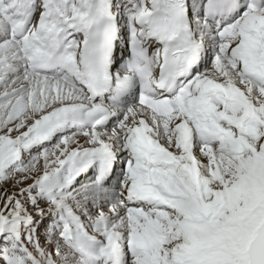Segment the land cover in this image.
<instances>
[{
  "label": "snow or ice",
  "instance_id": "obj_1",
  "mask_svg": "<svg viewBox=\"0 0 264 264\" xmlns=\"http://www.w3.org/2000/svg\"><path fill=\"white\" fill-rule=\"evenodd\" d=\"M0 264H264V0H0Z\"/></svg>",
  "mask_w": 264,
  "mask_h": 264
},
{
  "label": "rangeland",
  "instance_id": "obj_2",
  "mask_svg": "<svg viewBox=\"0 0 264 264\" xmlns=\"http://www.w3.org/2000/svg\"><path fill=\"white\" fill-rule=\"evenodd\" d=\"M7 187L11 188V184L9 183V185H7Z\"/></svg>",
  "mask_w": 264,
  "mask_h": 264
}]
</instances>
